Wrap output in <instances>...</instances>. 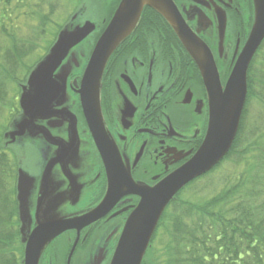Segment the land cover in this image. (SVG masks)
<instances>
[{"label":"flooded vegetation","instance_id":"flooded-vegetation-1","mask_svg":"<svg viewBox=\"0 0 264 264\" xmlns=\"http://www.w3.org/2000/svg\"><path fill=\"white\" fill-rule=\"evenodd\" d=\"M110 1L103 6L101 19L91 22L93 30L68 50L53 72L56 83L66 74L63 94L58 93L44 108L24 114L28 127L23 144L12 146L22 150L24 145V165L19 158L21 152L9 149L16 161L12 192L18 171L24 168L25 200L32 214L24 239L35 226L40 197L44 200L49 194L53 200L65 199L61 205L64 218L80 216L102 201L108 179H124L119 189L123 194L128 191L125 179L131 185L152 187L188 162L208 128V95L200 70L206 61L202 44L212 57L223 88L257 16V0H171L177 17L200 42L196 46L184 42L172 23L150 8L154 12L141 17L103 70L100 109L110 144L105 162L84 117L77 90L89 56L120 2ZM81 18L69 17L68 28L73 29ZM29 149L32 164L27 162ZM109 161L119 165L108 169ZM139 200L137 194H124L97 221L79 231L65 230L47 244L39 264H110L123 227ZM172 212L169 203L158 220L166 234L171 226V217L166 221V216ZM147 259L149 256L144 255L145 264Z\"/></svg>","mask_w":264,"mask_h":264},{"label":"trees","instance_id":"trees-1","mask_svg":"<svg viewBox=\"0 0 264 264\" xmlns=\"http://www.w3.org/2000/svg\"><path fill=\"white\" fill-rule=\"evenodd\" d=\"M61 8L64 0H0V111L10 104L11 114L18 111L17 95L25 77L66 21L56 17ZM149 12L154 11L145 7L141 17ZM6 129L8 124L0 128V264H20L16 200L6 183L16 161L2 146ZM233 159L244 163L237 179L224 175V185L215 186L206 197L200 195L202 200L182 199L185 190ZM171 207L168 240L148 248L149 264H264V42L247 70V97L230 150L217 166L180 191ZM159 226L152 241L162 231Z\"/></svg>","mask_w":264,"mask_h":264},{"label":"water","instance_id":"water-1","mask_svg":"<svg viewBox=\"0 0 264 264\" xmlns=\"http://www.w3.org/2000/svg\"><path fill=\"white\" fill-rule=\"evenodd\" d=\"M145 5L164 15L184 42L196 46L200 43L185 27L180 17H177L171 0L120 1L89 56L77 90L84 117L105 162L110 144L103 127L100 109L103 70L114 49L135 28ZM256 14L250 35L230 71L224 88L220 85L218 72L211 55L202 44L206 53V61L201 63L200 70L208 95L209 118L206 136L192 158L152 187L136 186L133 183L131 185L127 181L129 179H125L124 184L128 186V191L122 194L119 189L124 179H108V189L102 201L94 209L80 216L40 221L39 209L43 198H38L34 214L35 226L25 239L23 264H38L40 254L52 239L65 230L77 229L79 231L84 226L97 221L122 195L127 193L137 194L140 200L123 227L110 264L142 263L151 235L165 206L186 184L208 172L220 162L235 138L246 99V72L264 38V0H257ZM92 28V23L85 22L73 29L65 25L59 31L48 52L32 68L25 85L21 86L19 106L22 112L12 121L9 130L3 134V138L7 140L5 143L23 144L22 139L18 141L16 138H22L24 130L28 127L24 114L28 116L29 112L34 111L35 108H44L58 93L63 94L66 84L64 85L62 80L66 81V74L59 78V83L52 79V74L68 50L83 40L93 30ZM75 137L77 138L76 130ZM108 165V169H115L119 164L109 161ZM16 189L19 230L21 240L24 242L25 222L28 221L29 225L32 217L27 212L28 206L25 200L27 193H24V170L22 169L18 171Z\"/></svg>","mask_w":264,"mask_h":264},{"label":"rangeland","instance_id":"rangeland-1","mask_svg":"<svg viewBox=\"0 0 264 264\" xmlns=\"http://www.w3.org/2000/svg\"><path fill=\"white\" fill-rule=\"evenodd\" d=\"M110 0H64V8H61L57 14L56 17H61L64 18V20H66L64 23L65 24L67 22V20L69 19V17H71L74 13H78L79 14L77 17H82L80 20V23L84 20L86 22H97L101 19V17L104 14V8L108 3H110ZM74 6L78 8V11L74 12ZM109 8L112 9V7L109 6ZM67 11V13H66ZM66 13V15H65ZM69 15V16H68ZM80 23H74L76 25L74 26H80ZM59 33V32H57ZM9 99H7L6 101H8ZM17 102V100H16ZM11 106V104L9 105V107ZM16 106H18L16 104ZM9 107H6L5 109L3 108L0 111V128L2 129V126H5L6 124H8V122L10 121V119L13 117L14 114H11V110H9ZM10 115V116H9ZM18 141L20 139H24V136L22 138H16ZM5 144V143H4ZM16 144V143H14ZM22 150H20L18 147L14 148H10L11 152H21V154L19 155V158L21 159L22 164L24 165V145L21 147ZM8 156H11L9 154V150L7 151ZM235 159L230 160L225 162L217 171H215L214 173L208 175L205 178H202L200 180H198L193 188L191 190H185L182 194V199H186V200H191V201H200L203 199V197L208 196L206 193L208 194H212L215 192L214 187L218 185H221L220 188L222 187V185H224V182H222V177L224 175H226L229 179H237L240 176V173L243 171L244 169V163L243 162H234ZM27 162L32 164L33 162V154L32 151L29 149L28 150V156H27ZM229 168V170H228ZM24 170V168H23ZM7 173V172H6ZM13 175L15 176V173L12 171L9 173V178L7 183V188H8V194L11 196L10 194V190L12 189V184H10L11 179H13ZM225 179V178H224ZM50 182V191L53 190V186L51 184V180ZM195 191V192H194ZM200 195H205L203 197H200ZM65 199H58V200H53L49 197V194L47 195V197L44 198L41 207L39 209V220L43 221V220H50V219H56V218H64L66 217V214H64L61 211V205L62 203H64ZM11 205L13 206V203H11ZM11 212H13V216L11 219L15 220L16 216L14 215L15 210L11 209ZM28 214L30 217H32V214L29 212L28 209ZM27 218V217H26ZM169 220V217H166V221ZM25 226H24V235L27 234L28 231V221L25 222ZM168 225V224H167ZM166 225V226H167ZM13 227V226H12ZM17 228V225L14 227ZM166 228V227H163ZM26 237V236H25ZM18 240H21L20 238H18ZM168 240V235L165 233V230H163L157 237L155 240V243L153 242L152 246H162L164 245ZM25 241V239H24ZM16 243V242H15ZM19 243V241L17 242ZM22 244L24 246V242L22 241ZM20 245V243H19ZM47 246V245H46ZM45 246V248H46ZM44 250V249H43ZM43 252V251H42ZM42 253L40 254L39 259L41 258ZM149 256V255H148ZM23 258H24V252L22 249V255H21V259H20V264H23ZM149 260H150V256H149ZM148 259V263L150 262ZM39 264V261H38Z\"/></svg>","mask_w":264,"mask_h":264},{"label":"bare ground","instance_id":"bare-ground-1","mask_svg":"<svg viewBox=\"0 0 264 264\" xmlns=\"http://www.w3.org/2000/svg\"><path fill=\"white\" fill-rule=\"evenodd\" d=\"M194 56H196V59L199 60V53L196 52Z\"/></svg>","mask_w":264,"mask_h":264}]
</instances>
